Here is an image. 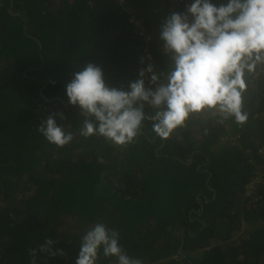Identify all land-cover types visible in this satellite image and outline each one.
I'll list each match as a JSON object with an SVG mask.
<instances>
[{"label": "trees", "instance_id": "1", "mask_svg": "<svg viewBox=\"0 0 264 264\" xmlns=\"http://www.w3.org/2000/svg\"><path fill=\"white\" fill-rule=\"evenodd\" d=\"M183 4L0 0V264H74L96 222L143 264H264V76L249 77L243 125L195 114L160 139L146 122L124 146L80 136L78 109L64 95L72 71L88 62L111 85L136 78L142 42L130 17L152 37L149 53L163 68L158 25ZM56 110L74 133L63 147L36 130ZM46 238L64 255L42 250Z\"/></svg>", "mask_w": 264, "mask_h": 264}, {"label": "clouds", "instance_id": "2", "mask_svg": "<svg viewBox=\"0 0 264 264\" xmlns=\"http://www.w3.org/2000/svg\"><path fill=\"white\" fill-rule=\"evenodd\" d=\"M158 68L151 53L139 58L136 78L126 85L109 84L100 65L88 62L71 73L64 86L67 104L78 109V134L102 137L124 146L142 134L145 123L167 139L195 115H211L216 123L243 125L249 77L264 76V0H184L182 10L165 14L158 25ZM63 111L49 112L37 132L50 144L63 147L74 133ZM56 242L45 239L42 250L63 256ZM143 264L129 256L119 233L96 222L79 239L74 264Z\"/></svg>", "mask_w": 264, "mask_h": 264}, {"label": "built area", "instance_id": "3", "mask_svg": "<svg viewBox=\"0 0 264 264\" xmlns=\"http://www.w3.org/2000/svg\"><path fill=\"white\" fill-rule=\"evenodd\" d=\"M173 1L175 3L184 2V0H173ZM128 21L134 26V33L142 42V56L145 55L146 53H149L152 37L150 36V34H148L145 31L143 27L137 25V22L133 17H130ZM260 152L264 153V149L260 150ZM259 181H260V175L256 174L250 180V182L245 185V194L248 196L251 195L255 189L256 184H258Z\"/></svg>", "mask_w": 264, "mask_h": 264}]
</instances>
